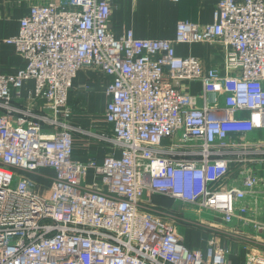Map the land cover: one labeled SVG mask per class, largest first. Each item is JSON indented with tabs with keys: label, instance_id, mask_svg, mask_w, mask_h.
<instances>
[{
	"label": "built area",
	"instance_id": "obj_1",
	"mask_svg": "<svg viewBox=\"0 0 264 264\" xmlns=\"http://www.w3.org/2000/svg\"><path fill=\"white\" fill-rule=\"evenodd\" d=\"M110 14V0L36 4L5 39L25 63L0 71V264H229L213 238L189 249L179 219L146 193L206 212L227 233L238 220L254 232L245 264H264V142L244 140L264 130V0H217L211 23L179 20L172 39L115 36ZM217 41L222 69L174 49ZM83 67L110 78L109 138L66 121ZM180 81L200 82L201 106ZM72 130L119 154L74 160ZM45 168L54 172L47 196L23 175Z\"/></svg>",
	"mask_w": 264,
	"mask_h": 264
},
{
	"label": "crops",
	"instance_id": "obj_2",
	"mask_svg": "<svg viewBox=\"0 0 264 264\" xmlns=\"http://www.w3.org/2000/svg\"><path fill=\"white\" fill-rule=\"evenodd\" d=\"M49 1L61 0H0V71L14 72L24 66L22 57L14 51L12 45L5 42V39L17 34L20 19L28 14L31 6L46 4ZM216 3L217 0H110L109 27L115 36L131 30L139 39H172L179 20L200 25L211 23ZM174 49L178 56L200 59L206 68H223L226 49L221 42L176 43ZM109 83L110 78L99 70L91 67L81 68L73 78L72 87L67 95L66 104L70 112L66 119L67 123L77 129L94 131L106 138L111 137L112 128L104 116L108 101L106 89ZM177 84L185 93L196 98L197 106L202 105V86L199 81H180ZM32 89L33 83L29 81L21 90L25 100L31 95ZM220 103L222 104L221 99ZM71 132L72 157L76 161L94 164L101 162L104 156L111 152L119 154L106 139L76 130ZM244 140L264 142V130L253 131L245 136ZM53 173V170L45 168L23 175L35 184L37 193L47 196ZM91 177L92 169L89 168V181ZM144 199L156 209L179 219L181 223L178 232L183 243L191 250H203L207 241L213 238L217 245L226 250L229 264H245L249 255L256 249L255 244L246 236L253 235L254 232L249 227L242 226L238 220H234L226 227L232 230V233H227L219 228L222 224L216 219L213 220L210 215L208 219L199 218V223L185 217L179 210L173 208L179 201L170 196L146 193ZM180 205L185 208L181 202ZM262 207L257 218L264 221V205Z\"/></svg>",
	"mask_w": 264,
	"mask_h": 264
},
{
	"label": "rangeland",
	"instance_id": "obj_3",
	"mask_svg": "<svg viewBox=\"0 0 264 264\" xmlns=\"http://www.w3.org/2000/svg\"><path fill=\"white\" fill-rule=\"evenodd\" d=\"M43 193V192H42ZM174 209L179 210L180 213H182L185 217H188L192 220H197L199 218H204V219H208L209 218V214L206 212H202V213H198L195 209H190V208H182L180 205V202L174 204Z\"/></svg>",
	"mask_w": 264,
	"mask_h": 264
}]
</instances>
